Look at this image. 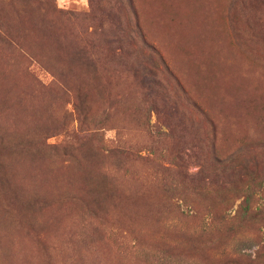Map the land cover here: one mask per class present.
Returning <instances> with one entry per match:
<instances>
[{
    "label": "rangeland",
    "instance_id": "obj_1",
    "mask_svg": "<svg viewBox=\"0 0 264 264\" xmlns=\"http://www.w3.org/2000/svg\"><path fill=\"white\" fill-rule=\"evenodd\" d=\"M0 264H264V0H0Z\"/></svg>",
    "mask_w": 264,
    "mask_h": 264
},
{
    "label": "trees",
    "instance_id": "obj_2",
    "mask_svg": "<svg viewBox=\"0 0 264 264\" xmlns=\"http://www.w3.org/2000/svg\"><path fill=\"white\" fill-rule=\"evenodd\" d=\"M113 17L115 18V16ZM115 28H117L119 32L110 31L106 38L108 43L116 42L118 44V47L111 49L112 53L115 52V49H118L116 51V57L119 60H122L123 64L128 62L132 65V75L138 78L140 86L144 88L147 93H151L153 87L160 85L159 74L163 69H166L165 65H163L161 56L151 44L144 40L137 26L134 34L131 35L125 33L124 30L120 31L118 21L117 27L115 26ZM111 50H108V52H111ZM157 64H160L163 69ZM229 160L228 157L223 160L215 159V161L221 164V166L229 163Z\"/></svg>",
    "mask_w": 264,
    "mask_h": 264
}]
</instances>
